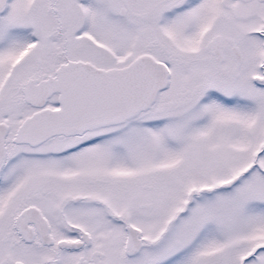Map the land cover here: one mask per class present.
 Returning <instances> with one entry per match:
<instances>
[{"label":"snow or ice","instance_id":"1","mask_svg":"<svg viewBox=\"0 0 264 264\" xmlns=\"http://www.w3.org/2000/svg\"><path fill=\"white\" fill-rule=\"evenodd\" d=\"M0 264H264V0H0Z\"/></svg>","mask_w":264,"mask_h":264}]
</instances>
